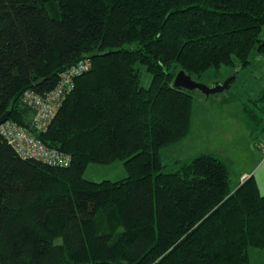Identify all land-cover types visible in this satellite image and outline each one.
Segmentation results:
<instances>
[{
    "label": "trees",
    "instance_id": "trees-1",
    "mask_svg": "<svg viewBox=\"0 0 264 264\" xmlns=\"http://www.w3.org/2000/svg\"><path fill=\"white\" fill-rule=\"evenodd\" d=\"M254 52L264 57V0H0V117L11 111L69 157L23 158L0 132V264L249 263L264 250L256 177L233 190L213 153L166 171L161 150L191 131L194 95L174 86L177 74H238ZM80 62L89 68L35 131L23 94L52 91ZM262 101L264 88L242 102L256 130ZM118 160L126 177H85L91 163Z\"/></svg>",
    "mask_w": 264,
    "mask_h": 264
},
{
    "label": "rangeland",
    "instance_id": "rangeland-1",
    "mask_svg": "<svg viewBox=\"0 0 264 264\" xmlns=\"http://www.w3.org/2000/svg\"><path fill=\"white\" fill-rule=\"evenodd\" d=\"M251 59V64L239 69L230 89L208 97L199 90L192 91L195 103L191 131L180 142L161 150L162 159L167 162L166 171L174 168L172 161L176 159L190 161L200 154L213 153L221 157L228 166L233 190L237 188L241 174L248 172L255 174L264 194L263 154L257 145L256 136L251 133L256 128L248 125L242 110L243 100L249 96L257 97L264 88V57L254 52ZM137 68L141 74V85L150 86L152 73L140 63ZM234 72L236 68L223 66L195 76L194 80L213 85L232 77ZM262 104L264 105L263 101ZM263 127L255 131L257 137L261 138L259 144L264 138ZM126 176L123 161L120 160L107 165L91 163L85 172L87 179L97 182L120 180ZM247 264H264V250L253 249L251 260Z\"/></svg>",
    "mask_w": 264,
    "mask_h": 264
},
{
    "label": "built area",
    "instance_id": "built-area-1",
    "mask_svg": "<svg viewBox=\"0 0 264 264\" xmlns=\"http://www.w3.org/2000/svg\"><path fill=\"white\" fill-rule=\"evenodd\" d=\"M88 68V62H80L69 68L61 74L57 86L46 94H40L31 89L25 91L22 102L30 108L33 114L31 124L35 131L46 128L60 108L66 94L75 86V77ZM0 132L23 158L41 159L51 164H66L69 162L68 156L49 149L32 131L17 125L11 120L0 124ZM259 148L264 156V138L260 142ZM249 177L250 175H243L241 177L242 182Z\"/></svg>",
    "mask_w": 264,
    "mask_h": 264
},
{
    "label": "water",
    "instance_id": "water-1",
    "mask_svg": "<svg viewBox=\"0 0 264 264\" xmlns=\"http://www.w3.org/2000/svg\"><path fill=\"white\" fill-rule=\"evenodd\" d=\"M236 75L237 71L234 72V75L232 77H229L225 81H221L213 85H206L194 80L191 75L187 74L184 70H181L176 76L174 86L190 91L199 90L208 97L212 94H218L228 90L230 88L232 80L236 77ZM10 113L11 111H8L2 117H0V124L7 121V119L10 117Z\"/></svg>",
    "mask_w": 264,
    "mask_h": 264
},
{
    "label": "crops",
    "instance_id": "crops-1",
    "mask_svg": "<svg viewBox=\"0 0 264 264\" xmlns=\"http://www.w3.org/2000/svg\"><path fill=\"white\" fill-rule=\"evenodd\" d=\"M252 133V132H251ZM252 136V135H251ZM252 138H255V137H253L252 136ZM256 139V138H255ZM260 139V137L259 138H257V141ZM263 154V153H262ZM262 161H264V156L262 157ZM243 175H254L255 176V174H250V173H248V172H244L243 174H241V176H240V178H239V181H238V185H240L241 184V177L243 176ZM256 177V176H255ZM259 184V183H258ZM237 185V186H238Z\"/></svg>",
    "mask_w": 264,
    "mask_h": 264
},
{
    "label": "bare ground",
    "instance_id": "bare-ground-1",
    "mask_svg": "<svg viewBox=\"0 0 264 264\" xmlns=\"http://www.w3.org/2000/svg\"><path fill=\"white\" fill-rule=\"evenodd\" d=\"M52 165V164H51ZM54 166V165H53Z\"/></svg>",
    "mask_w": 264,
    "mask_h": 264
}]
</instances>
